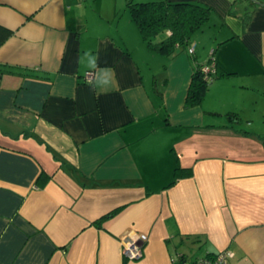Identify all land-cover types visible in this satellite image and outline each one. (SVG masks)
I'll use <instances>...</instances> for the list:
<instances>
[{
  "label": "crops",
  "instance_id": "crops-1",
  "mask_svg": "<svg viewBox=\"0 0 264 264\" xmlns=\"http://www.w3.org/2000/svg\"><path fill=\"white\" fill-rule=\"evenodd\" d=\"M87 1L0 0V264H264V0H189L209 19L170 55Z\"/></svg>",
  "mask_w": 264,
  "mask_h": 264
},
{
  "label": "trees",
  "instance_id": "trees-1",
  "mask_svg": "<svg viewBox=\"0 0 264 264\" xmlns=\"http://www.w3.org/2000/svg\"><path fill=\"white\" fill-rule=\"evenodd\" d=\"M126 6L147 47L169 55L179 46L188 48L192 42V34L200 29L210 16L209 6L189 0H127ZM11 33V28L0 23V44ZM159 33L164 35L157 40ZM207 84L197 66L188 89L187 104L199 103ZM226 115L229 118L234 117L232 113ZM217 254L211 253L205 258H214Z\"/></svg>",
  "mask_w": 264,
  "mask_h": 264
},
{
  "label": "built area",
  "instance_id": "built-area-1",
  "mask_svg": "<svg viewBox=\"0 0 264 264\" xmlns=\"http://www.w3.org/2000/svg\"><path fill=\"white\" fill-rule=\"evenodd\" d=\"M187 51L192 53L194 51V44H190ZM202 71L204 79L209 82L212 79V74L216 71L215 62L213 57L209 58V61L199 65ZM87 78L90 79L93 76V71H87ZM145 234L138 233L132 236H126L123 239V253L129 259H139L143 255L142 240H145ZM231 256L230 251L219 252L214 258H197L195 261L180 260L174 264H226L228 257Z\"/></svg>",
  "mask_w": 264,
  "mask_h": 264
},
{
  "label": "rangeland",
  "instance_id": "rangeland-1",
  "mask_svg": "<svg viewBox=\"0 0 264 264\" xmlns=\"http://www.w3.org/2000/svg\"><path fill=\"white\" fill-rule=\"evenodd\" d=\"M106 1V6H109L108 5V3H107V1L108 0H105ZM135 1H139V0H135ZM87 4L86 5H88V7H90V9H89V11H90V13L89 14H91L92 16H96V17H94V19H96L97 20V18L102 14V15H104V12H102L101 10H99V9H97L95 12H93V10L92 9H94V6H98L97 4H95L94 2H93V0H88L87 2H86ZM124 3V5H123V7L121 8V10H118V12H119V14L121 15V16H125V18H128L129 16H128V9H127V6H126V0H123V2L121 3V5ZM99 11V12H98ZM156 66H158L159 67V62H153ZM243 126L245 125V123L243 122V124H242ZM244 127H246V126H244ZM259 127H261V129H264V125L262 124V123H259Z\"/></svg>",
  "mask_w": 264,
  "mask_h": 264
}]
</instances>
